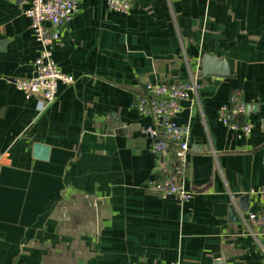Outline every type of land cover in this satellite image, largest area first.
Returning <instances> with one entry per match:
<instances>
[{"label": "crops", "instance_id": "crops-1", "mask_svg": "<svg viewBox=\"0 0 264 264\" xmlns=\"http://www.w3.org/2000/svg\"><path fill=\"white\" fill-rule=\"evenodd\" d=\"M133 3L81 0L53 45L74 81L47 104L14 85L36 75L29 0H0V264H264V232L243 221L264 208V0ZM191 79L176 121L192 128V197L162 198L147 182L171 175L174 154L150 151L136 104L148 82ZM233 92L248 135L220 120Z\"/></svg>", "mask_w": 264, "mask_h": 264}, {"label": "built area", "instance_id": "built-area-1", "mask_svg": "<svg viewBox=\"0 0 264 264\" xmlns=\"http://www.w3.org/2000/svg\"><path fill=\"white\" fill-rule=\"evenodd\" d=\"M81 0H29L25 15L30 19L31 30L40 45L36 58V75L30 78H15L14 85L26 97L37 93L43 95L47 104L58 94L59 83H72L74 77L62 71L53 54V45L60 38L61 28L69 22L79 8ZM109 9L128 14L134 7L133 0H106ZM199 88L195 79L171 83L145 85V92L139 97L136 108L140 117L149 118L150 124L141 127L142 134L149 140V149L154 155L172 151L174 164L171 175L165 179L150 178L147 187L162 198L176 196L182 200L192 197L184 184L185 173L191 153L190 124H181L176 118L184 110V103L193 99ZM247 104L239 92H233L228 104L221 108L220 120L234 130L248 135L254 126L252 122L241 123ZM1 178V168H0ZM251 232H264V208L248 212L243 216ZM173 264H182L176 261Z\"/></svg>", "mask_w": 264, "mask_h": 264}, {"label": "water", "instance_id": "water-1", "mask_svg": "<svg viewBox=\"0 0 264 264\" xmlns=\"http://www.w3.org/2000/svg\"><path fill=\"white\" fill-rule=\"evenodd\" d=\"M215 59L214 56H210V55H205L204 58V64H205V68H209V66L211 67V65H213L211 62H213ZM215 66H217V69L214 70L215 73H218L220 75H227L229 72L227 71L226 68V61L225 60H218V61H214ZM207 70H205L204 73H209L206 72ZM33 152L35 157L37 158H41V159H47L50 153V147L46 144H42V143H35L33 145ZM241 208L242 210H247V205H248V196L247 195H243L241 196ZM231 210V217L238 219L239 217L237 216V213L235 211L234 206L230 207Z\"/></svg>", "mask_w": 264, "mask_h": 264}]
</instances>
